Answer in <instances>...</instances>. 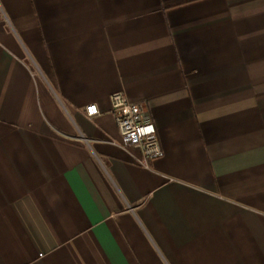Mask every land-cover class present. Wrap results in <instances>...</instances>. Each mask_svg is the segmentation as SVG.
I'll list each match as a JSON object with an SVG mask.
<instances>
[{
  "label": "crops",
  "instance_id": "crops-1",
  "mask_svg": "<svg viewBox=\"0 0 264 264\" xmlns=\"http://www.w3.org/2000/svg\"><path fill=\"white\" fill-rule=\"evenodd\" d=\"M0 264H264V0H0Z\"/></svg>",
  "mask_w": 264,
  "mask_h": 264
},
{
  "label": "built area",
  "instance_id": "built-area-1",
  "mask_svg": "<svg viewBox=\"0 0 264 264\" xmlns=\"http://www.w3.org/2000/svg\"><path fill=\"white\" fill-rule=\"evenodd\" d=\"M110 112L115 119L124 148L133 147L143 156L140 165L148 167L147 160L155 161L164 157V150L158 139V132L153 121L147 116L144 103L131 102L125 93H114L110 97ZM89 118L101 114L96 104L86 107Z\"/></svg>",
  "mask_w": 264,
  "mask_h": 264
}]
</instances>
